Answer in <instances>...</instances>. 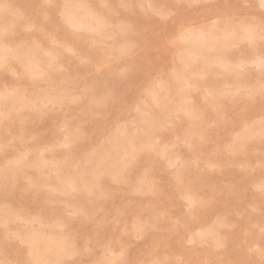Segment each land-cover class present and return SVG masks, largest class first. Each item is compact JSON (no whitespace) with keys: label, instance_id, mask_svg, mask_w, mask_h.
I'll use <instances>...</instances> for the list:
<instances>
[{"label":"rangeland","instance_id":"rangeland-1","mask_svg":"<svg viewBox=\"0 0 264 264\" xmlns=\"http://www.w3.org/2000/svg\"><path fill=\"white\" fill-rule=\"evenodd\" d=\"M0 264H264V0H0Z\"/></svg>","mask_w":264,"mask_h":264},{"label":"bare ground","instance_id":"bare-ground-1","mask_svg":"<svg viewBox=\"0 0 264 264\" xmlns=\"http://www.w3.org/2000/svg\"><path fill=\"white\" fill-rule=\"evenodd\" d=\"M258 1V0H257ZM101 3H103V2H101ZM192 3V2H191ZM256 3V2H255ZM148 5V4H147ZM257 5V4H256ZM47 6V5H46ZM107 6V5H106ZM165 6V5H164ZM258 6V5H257ZM149 7V6H148ZM159 7V6H158ZM260 7V6H259ZM105 8V7H104ZM63 9V8H62ZM196 9V8H195ZM251 9V8H250ZM32 10V9H31ZM75 10H77V9H75ZM174 10V9H173ZM172 10V11H173ZM261 10H262V8H261ZM231 11V10H230ZM61 12V11H60ZM232 12V11H231ZM233 14V13H232ZM59 15V14H58ZM67 15L68 16H70L71 18H74V13L72 12V10H70V11H68L67 12ZM96 15V14H95ZM92 17V16H91ZM90 19V18H89ZM61 20V19H60ZM42 22V21H41ZM214 22V21H213ZM62 23V22H61ZM65 24V23H64ZM62 25V24H61ZM69 25V24H68ZM28 26H29V24H28ZM74 26V25H73ZM69 27V26H68ZM73 28V27H72ZM57 30V29H56ZM94 31V30H93ZM48 34V33H47ZM71 37V36H70ZM32 38V37H31ZM179 38V37H178ZM180 39V38H179ZM180 42V41H179ZM93 44V43H92ZM180 44V43H179ZM67 46V45H66ZM93 46V45H92ZM72 49H74V48H72ZM176 50V49H175ZM73 53H74V51H73ZM12 57H20V55H16V54H12L11 55ZM28 56H30V57H35V55L34 54H29ZM57 59V58H56ZM256 60V59H255ZM81 64V63H80ZM221 64H224V63H221ZM257 68V67H256ZM191 71V70H190ZM10 72V71H9ZM12 76H14V75H12ZM44 76V75H43ZM40 79V78H39ZM206 92V91H205ZM251 92V91H250ZM207 93V92H206ZM65 96V95H64ZM228 112V111H227ZM40 123V122H39ZM52 123V122H51ZM183 145V144H182ZM21 148V147H20ZM187 149H188V147H187ZM189 150V149H188ZM28 153V152H27ZM194 157V156H193ZM167 163V162H166ZM169 165V164H168ZM176 168V167H175ZM207 168V167H206ZM194 169V168H193ZM195 170V169H194ZM200 191V190H199ZM192 192V191H191ZM73 210V209H72ZM186 210V209H185ZM162 224V223H161ZM160 224V225H161ZM123 225H124V223H123ZM167 233V232H166ZM81 237V236H80ZM138 239V238H137ZM189 239V238H188ZM116 242V241H115ZM110 256V255H109ZM96 261V260H95Z\"/></svg>","mask_w":264,"mask_h":264}]
</instances>
